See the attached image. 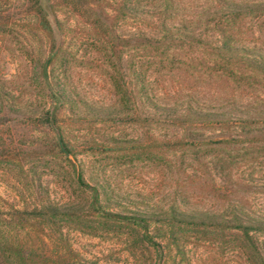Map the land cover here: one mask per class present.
Returning <instances> with one entry per match:
<instances>
[{
  "label": "rangeland",
  "instance_id": "374dc122",
  "mask_svg": "<svg viewBox=\"0 0 264 264\" xmlns=\"http://www.w3.org/2000/svg\"><path fill=\"white\" fill-rule=\"evenodd\" d=\"M242 1L49 0L56 99L41 76L51 36L27 0H0V264H67L72 252L82 264H262L236 230L168 223L172 211L264 220V73L219 49ZM240 30L239 56L264 61V17ZM115 35L160 44L117 49ZM56 107L101 206L147 216V230L90 209L92 190L37 119ZM70 205L79 215L40 213ZM252 235L264 258V231Z\"/></svg>",
  "mask_w": 264,
  "mask_h": 264
},
{
  "label": "trees",
  "instance_id": "16d2710c",
  "mask_svg": "<svg viewBox=\"0 0 264 264\" xmlns=\"http://www.w3.org/2000/svg\"><path fill=\"white\" fill-rule=\"evenodd\" d=\"M30 9L33 11L37 26L39 30L48 33L51 36V48L49 55L45 62L41 66V76L46 84V87L49 89L50 94L59 99V95L53 91L51 84L49 82V73L48 68L53 62L54 58L57 56L58 45L56 39L54 37V32L56 29L61 28V23L56 18V16L52 17V12L50 8L52 7L49 3V0H27ZM231 12L230 17L228 18L229 23L232 25V32L225 38V44L219 47L220 51L222 52L223 58H232L237 60H243L246 64L254 69L262 71L264 73V61L259 60L257 58L251 59L246 58V56H239L241 52H244V46H239L236 44L231 45V40L235 42L241 41V25L244 20L248 17H264V0H243L240 3L231 2L230 4ZM228 40V42H227ZM113 47L117 48L119 46H124L125 44H130L134 42L137 45H141L144 47L153 46L160 44L159 40L144 37V36H135L130 39H125L119 37L118 35L113 36ZM260 51V50H258ZM244 55V54H243ZM202 114H197V117ZM196 116V115H195ZM1 119V118H0ZM42 124L46 125L47 127L54 129L57 133V142L56 146L58 150L65 154L68 158L69 164L72 168V172L76 182L83 187L90 188L92 190V198L90 203V209L97 213L101 219L105 222L108 221H125L127 223H131L134 226H138L141 229L147 230L149 227V222L151 221L145 215H123L111 211L105 210L101 206L100 202V192L99 190L91 186L88 182H86L83 170L81 166L77 162L76 152L75 149L69 144L68 140L66 139L63 130L57 125V107L53 109L46 110L40 118H37ZM6 117L2 118V121H6ZM229 139V138H228ZM227 138L222 139L220 141H228ZM40 213L43 215H50V216H77L79 215L78 209L76 206L70 205L69 207L62 210L58 206L48 207L42 206L40 209ZM171 217L173 219H177L180 217L179 220L175 222H168L170 226L174 227L175 224H179L182 226H193V227H213L218 229H225L229 228L231 230H236V232L241 234V243L242 245L248 249L250 253V260L254 262V259H257L262 264H264V258L258 248L257 242L255 241L254 236L252 235V231H264V220H243L238 215L231 220H227L224 217L216 218L213 216H206L200 213H176L175 211L171 212ZM182 217V218H181ZM144 239L154 245L155 248L161 249L160 244L156 243L152 240V237L145 234ZM70 251V249H69ZM71 257H67V264H82L79 259L77 260L75 254H70ZM257 263V262H256Z\"/></svg>",
  "mask_w": 264,
  "mask_h": 264
}]
</instances>
